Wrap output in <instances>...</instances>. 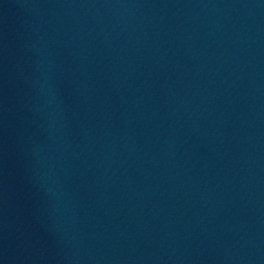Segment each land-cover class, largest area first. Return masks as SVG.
Returning a JSON list of instances; mask_svg holds the SVG:
<instances>
[{
	"label": "water",
	"instance_id": "1",
	"mask_svg": "<svg viewBox=\"0 0 264 264\" xmlns=\"http://www.w3.org/2000/svg\"><path fill=\"white\" fill-rule=\"evenodd\" d=\"M0 264H264V0H0Z\"/></svg>",
	"mask_w": 264,
	"mask_h": 264
}]
</instances>
